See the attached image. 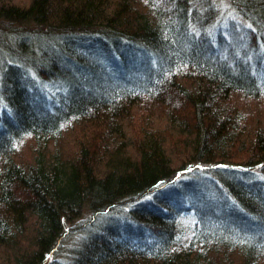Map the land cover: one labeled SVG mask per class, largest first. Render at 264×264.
<instances>
[{"label": "trees", "instance_id": "1", "mask_svg": "<svg viewBox=\"0 0 264 264\" xmlns=\"http://www.w3.org/2000/svg\"><path fill=\"white\" fill-rule=\"evenodd\" d=\"M227 1L252 62L191 0H0V264L264 261V0Z\"/></svg>", "mask_w": 264, "mask_h": 264}, {"label": "rangeland", "instance_id": "2", "mask_svg": "<svg viewBox=\"0 0 264 264\" xmlns=\"http://www.w3.org/2000/svg\"><path fill=\"white\" fill-rule=\"evenodd\" d=\"M29 0H16V4L18 5H25ZM202 0H191V4L194 5L196 4L198 9L201 10L200 12H202V10L206 9L207 8H210L213 9L215 11V18L209 22L207 25H205L203 27V29L200 31L201 33H204V32H208V33H212L214 34L215 32H219L218 33V38L221 39L219 45H220V51L221 53H225V51L227 49H230L231 50V53L235 56V57H241L245 60L248 61L249 60H255V59H258L259 56H257V51H253L252 49H249L248 50V55L247 53L244 54L243 51L245 49V44L241 41V40H238L236 38L233 39V41H231V37L228 35V33H224V26H225V23L227 24H231V23H243L245 26H247V22H245L241 17L240 15H238L234 10L233 8L231 7V5H229L228 1L227 0H205L206 3H203V5L201 6L199 3L201 2ZM205 5V6H204ZM1 34L3 33L0 32ZM4 34V33H3ZM205 34V33H204ZM94 36H98V35H94ZM92 36V37H94ZM231 41V42H230ZM227 45L230 46L231 48H227ZM132 62V61H131ZM136 62L140 63L139 60H137ZM151 66L150 62H144V64H129V67H128V72H126L128 78H132V77H135L136 75L142 73L144 70L146 69H149ZM132 70L131 73H130V69ZM250 100V107H256L258 112L260 114H264V101L261 100L262 102L260 103L259 101L257 100H254L252 98L249 99ZM232 103L234 104H237L239 105V103L237 101H234V100H231ZM262 108V109H259ZM131 108H129L125 113L123 114H127L126 116H129L130 118H128L125 122V124L129 125L132 127H139V129L141 127H143L146 123V121H143L144 118L145 120L146 119V116H142V115H138V112H131ZM143 121V122H142ZM83 127V126H82ZM75 128V129H71L70 132H66L67 134H65L63 137L66 138L67 137V141L71 143V141H73V138L72 136H75V134L77 133H83L84 129L83 128ZM96 127V126H95ZM94 125L91 123H89V125L87 127H84L85 129H89L90 130V133L91 131L94 132V130L96 129H99V128H95ZM98 127V126H97ZM99 132V130H97L95 132V134H97ZM92 134V133H91ZM94 134V135H95ZM77 138H81V137H77ZM93 138V136H91V139ZM76 139V138H74ZM70 143H67L66 145H68V149L67 151L71 148V144ZM32 141L31 140H28L26 142H23L21 145L18 146V148L16 149V151L14 152V155L12 157L13 161L16 162L17 164L18 163H26L29 161V157H30V148L32 145ZM72 228H74L73 226L70 228V234H71V230ZM72 232H75V231H72ZM72 244V241L70 240L69 242H66L65 243V247H68ZM62 256V255H61ZM58 258H60V256H58ZM60 260V259H59ZM61 262V261H59ZM258 264H264V261H259Z\"/></svg>", "mask_w": 264, "mask_h": 264}]
</instances>
